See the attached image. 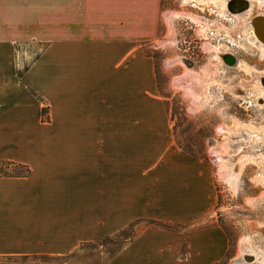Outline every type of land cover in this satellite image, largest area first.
I'll list each match as a JSON object with an SVG mask.
<instances>
[{
  "label": "crops",
  "instance_id": "crops-1",
  "mask_svg": "<svg viewBox=\"0 0 264 264\" xmlns=\"http://www.w3.org/2000/svg\"><path fill=\"white\" fill-rule=\"evenodd\" d=\"M162 9L163 0H0V264L66 255L147 217L192 223L210 209L209 196L199 194L202 165L171 146L146 56ZM37 46L35 58L19 59V49ZM5 162L30 174L3 175ZM176 173L189 185L161 214L156 189ZM197 236L207 239L185 264L224 254L217 227ZM139 243L115 264L139 258ZM168 251L160 264L177 257Z\"/></svg>",
  "mask_w": 264,
  "mask_h": 264
},
{
  "label": "rangeland",
  "instance_id": "rangeland-1",
  "mask_svg": "<svg viewBox=\"0 0 264 264\" xmlns=\"http://www.w3.org/2000/svg\"><path fill=\"white\" fill-rule=\"evenodd\" d=\"M162 11L157 38L145 42L146 56L154 64L158 96L163 99L171 122V146L202 165L199 194L209 196L210 209L205 216L192 223L174 224L177 222L165 220L162 215L147 217L119 230L108 240L81 242L66 255H20L13 257V261L24 264H115L120 261L122 249L139 238V247L143 248L140 257L131 255L127 264H160L163 256H169L168 250H175L177 257H165V264L170 261V264H185L191 254H199L201 245L207 239L204 236L194 237V233L211 227H217L223 235L226 249L210 264L245 262L241 246H253L264 252V184L255 180L258 175H264V165L253 162L243 166L240 162L243 155L264 156V138L259 142L256 135H260V132L247 129L233 134L218 132L221 125L233 126L236 119L258 128L264 126V100L256 101L260 87L242 86L243 81H250L252 77L243 67L225 62L217 69L216 81L211 80L208 84L209 99L192 109L193 97L175 84V80L187 70L204 74L206 65L217 63L215 53L205 48L206 43L217 46L220 52H233L240 63H247L259 70H264V58L257 48L249 47V42L245 40L246 30L241 26L238 27L241 30L236 28V33L232 35L223 29L218 30L217 21L229 29L235 25V19L231 20L233 17L228 12L223 14L225 9H221L219 3L194 6L182 0H163ZM169 11L190 13L198 17V21L173 17L169 23L166 18ZM259 13H264V1L255 0L249 18ZM206 23L213 25L212 31L205 32V28L204 31L202 26ZM238 41H243L248 48ZM40 51L39 46L21 48L19 59L27 58L30 61ZM260 101L263 105L259 104ZM43 114L44 120H48L46 108ZM213 151L228 154L227 165L240 173L236 190L221 176L219 166L212 158ZM27 171V166L5 162L2 173L16 176L26 175ZM181 175L176 173L170 182L156 189L161 191V205L156 208L161 214L174 196H181L179 190L189 185V182L183 183ZM150 188L153 190V187ZM150 199L148 201L152 202ZM150 206L154 208V203L147 204V207ZM153 208L150 207L151 211ZM245 239H250L251 243ZM260 261L261 256L256 262Z\"/></svg>",
  "mask_w": 264,
  "mask_h": 264
},
{
  "label": "bare ground",
  "instance_id": "bare-ground-1",
  "mask_svg": "<svg viewBox=\"0 0 264 264\" xmlns=\"http://www.w3.org/2000/svg\"><path fill=\"white\" fill-rule=\"evenodd\" d=\"M184 3H192L194 6L197 5H214L215 3H219L221 9H225L226 12L229 13L231 20L235 19L234 23V30L229 29L222 23L217 21L219 26L218 30L223 29L227 34L232 35L234 32L236 33V28L242 27L246 30L245 40L249 42L250 45L254 48H257L260 55L264 58V13H259L258 15L249 18L251 14L253 2L255 0H182ZM263 2L264 0H259ZM230 5H233L232 9L234 12L230 10ZM173 17H187L194 21H198V17L187 13V12H174L169 11L166 13V18L171 23ZM249 19L247 22L246 20ZM201 20V19H200ZM230 20V19H229ZM201 22H203L201 20ZM207 25V26H206ZM204 31L207 32L209 30H213V25L205 24L202 26ZM239 29V28H238ZM241 30V29H239ZM240 34V33H239ZM240 36V35H239ZM250 37L251 40H250ZM239 39V38H238ZM241 46H246L243 41H238ZM205 48L208 51H213L215 53V60L217 61L216 64H208L205 67L204 74L197 73L192 71L191 69L187 70L184 75L178 77L175 80V84L185 90L193 97V105L192 109H195L197 106L201 105L203 102H206L209 99L208 95V84L212 81H216L217 77V69L222 64L225 63V57L227 55H233L236 59V66L243 67V69L252 77L250 81H243L242 86H250V87H260L259 96L256 101L264 100V70H259L253 66L248 65L247 63H240L237 60V57L233 52L223 53L220 52L218 47L211 44L206 43ZM248 48V46H246ZM204 97V99H201ZM261 104V101L260 103ZM263 105V104H261ZM242 129H247L250 132L259 131L260 135L257 134V140L262 142L264 138V126L258 128L255 125L243 123L240 120H235L233 126L221 125L218 129L219 133H227L233 134L239 132ZM213 159L219 166L220 174L224 180H226L232 188L235 190L239 187L240 181V173L235 172L232 167L227 165L228 161V154L220 153L217 151H213ZM241 165L245 166L246 163H253V162H262L264 165V156L260 155L259 157H252L250 155H243L240 159ZM256 182H261L264 184V175H258L256 177ZM249 244L251 243L250 239H245ZM244 244V243H243ZM241 252L245 255L244 259L245 262L236 263V264H264V252L258 251L255 247L251 246L250 248L245 246H241ZM261 256L262 261L256 262Z\"/></svg>",
  "mask_w": 264,
  "mask_h": 264
},
{
  "label": "water",
  "instance_id": "water-1",
  "mask_svg": "<svg viewBox=\"0 0 264 264\" xmlns=\"http://www.w3.org/2000/svg\"><path fill=\"white\" fill-rule=\"evenodd\" d=\"M232 7H233V5H230V10L232 11V12H234L233 11V9H232ZM251 38L252 37H250V40H251ZM225 62L228 64V65H231V66H234L235 64H236V59H235V57L233 56V55H227L226 57H225Z\"/></svg>",
  "mask_w": 264,
  "mask_h": 264
},
{
  "label": "trees",
  "instance_id": "trees-1",
  "mask_svg": "<svg viewBox=\"0 0 264 264\" xmlns=\"http://www.w3.org/2000/svg\"><path fill=\"white\" fill-rule=\"evenodd\" d=\"M30 174V169L28 168L27 174L26 175H16V176H28Z\"/></svg>",
  "mask_w": 264,
  "mask_h": 264
}]
</instances>
